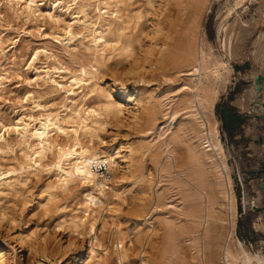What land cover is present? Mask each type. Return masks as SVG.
I'll return each instance as SVG.
<instances>
[{
    "label": "rangeland",
    "instance_id": "obj_1",
    "mask_svg": "<svg viewBox=\"0 0 264 264\" xmlns=\"http://www.w3.org/2000/svg\"><path fill=\"white\" fill-rule=\"evenodd\" d=\"M30 1L0 0V135L4 138L0 143H9L0 147V173L15 169L5 174V183L0 185V253L7 255L3 250L9 239L19 249L15 236L23 234L28 246L37 241L39 253L23 247L17 257L19 264H52L51 259L45 260L48 255L59 264H87L92 246L102 255L109 250L106 264H141L143 257L151 264H224L222 246L227 232L221 228L222 222L209 225L204 217L214 177L192 158L202 148L197 137L202 109L193 98L197 90L191 88L198 77L192 76L190 68L171 63L158 72L150 65L160 51L157 48L167 40L178 42L195 18L207 59L223 56L227 60L221 41L224 29L232 28L233 33L241 26L253 29L249 43L253 42L259 31L254 20L262 17L264 24V0H207L195 8L191 0H183V4L174 0L168 7V0H34L32 11ZM99 13L101 24L110 25L111 46L104 52L97 51L91 41L92 32L100 27ZM167 23L177 26V31L170 32L174 41L167 38ZM156 24L158 29L159 24L164 28L161 32L166 36L154 34ZM69 30L75 35L71 41ZM130 40L134 51L127 57L123 47ZM230 66L232 75L213 112L220 121V140L237 201L235 236L249 252L264 253V230L256 227V214L264 212L260 183L264 158L259 156L263 154L264 116L239 105L252 84L248 75L256 67L250 59L232 61ZM82 68L88 72L85 85H75L73 93L69 91L71 79L82 78ZM120 88L128 89L134 99H143L139 112L121 97ZM108 96L128 105L117 116L119 120L103 110ZM224 108H233L244 118L233 133L224 127L220 114ZM75 110L85 116L88 110L103 113L92 137L81 136L82 143L123 156L112 161L111 170L106 165L97 169L99 181L109 189L104 195L94 192L103 203L96 200L94 212L88 213L83 210L91 186L76 181L59 188L55 172L20 170L28 149L20 136L22 127H39L40 119L49 113L59 114L63 127H76ZM71 140L64 135L58 138L62 143ZM131 149L135 160L127 157ZM45 162L52 164L54 157L49 154ZM238 171L253 186L257 213L242 212ZM215 205L219 215L218 200ZM22 254L25 260L20 261ZM97 261L102 264L99 257Z\"/></svg>",
    "mask_w": 264,
    "mask_h": 264
},
{
    "label": "bare ground",
    "instance_id": "obj_2",
    "mask_svg": "<svg viewBox=\"0 0 264 264\" xmlns=\"http://www.w3.org/2000/svg\"><path fill=\"white\" fill-rule=\"evenodd\" d=\"M172 1L174 0H168L169 4L167 5V7L170 6ZM178 1L180 2V4L184 3L183 0H178ZM191 1L194 8L195 5L205 4L207 2V0H191ZM34 2L35 1L32 0L28 5V9L31 11L34 8V4H35ZM198 8L199 6L196 8L197 13H199V10H197ZM100 13L98 14L100 15V17L98 16L99 18H97L99 20L100 27H98L92 32L91 41L94 44V46L98 49L97 51L104 52L106 48L111 46V40L107 36L108 30L110 29V25L101 24L100 20L102 14ZM167 18L169 17L167 16ZM162 20L163 19L161 18V22ZM254 21L255 23L253 24H256V28L259 29V31H257L256 33V36H258V38L253 40V42L251 43H249V39L253 35L252 33L253 29L250 28L246 29L247 27L245 28L241 26L239 32L236 33L235 31V33H233L232 28H228L226 26V28L223 31L221 41H222V47L224 49V56L227 60H223L222 59L223 56H218L213 60L207 59V54L204 53L203 48L201 47L200 38L203 37V35H201L200 26L197 25L198 24L197 18H195V20H191L190 22L191 24L186 28H184L183 29L184 31L181 30L184 33L181 36V39L180 40L178 39L179 43L177 41L175 42L173 38L170 37V32L173 29L174 31H177V26H174V24L172 26L171 23L169 24L167 23V28H166L168 30V32L166 33L167 38L171 39V41H174L173 43L167 42L168 40L166 41L161 38L164 35L161 32V30H163L164 28L160 29L162 28V26L160 25L161 24L160 21H159L160 22L159 29L157 28V24L154 26L155 35H157L158 33L160 34V32L163 34L161 37L156 36L155 38L159 37L163 40V42L164 41L166 42H164L161 46L158 45L160 46V48L156 47L158 50L160 49V51H157V53H155L156 55H154V53L152 52V54L154 55V60L151 61L152 65H150L152 71L158 72V70H162L166 64L170 65L171 63L177 66L178 68H190L191 70L190 72L192 73V76L195 75L198 77L197 82L195 83V85H192L191 88H195L197 90L196 95L193 98L197 100L199 107L202 109V113L200 112V121L197 125L199 130V132L197 131L199 147L201 146L202 148L197 151L195 150L194 151L195 154L194 153L192 154L193 156L192 158H194V162L196 160L204 168L208 169L209 173L213 174L212 177H214L213 187H212L213 195L208 193V203L207 206H205L206 211L204 217L209 225L212 224L213 222L215 223L222 222L223 227L221 226V228L225 229L227 232L225 238V244L224 246H222L223 247L222 257L224 259L223 260L224 264H264V253H261L260 251L259 253L249 252L248 250L245 249L244 245L235 236L237 201L233 192V184H232V179L230 177V171L228 166L226 165L223 145L220 140V132H221L220 121L213 112L214 106L219 99L221 89H224L227 86L229 82V78L232 75V68L230 66V62L232 61L244 62L245 60L250 59L254 62L256 71H253L251 74L248 75V79H252V84L247 94L241 97L239 105L244 110L250 111L252 113L260 112L263 114L261 115L264 116V110H263L264 28L262 26L263 19L262 17L260 18L258 17V20H254ZM250 24L252 28V23ZM94 26H97V23H95ZM68 34H69V41H71L75 35L70 30ZM181 40L182 42H180ZM156 48H154V50ZM123 49L126 53V56L130 57L134 51V41L132 40L128 41L126 45L123 47ZM150 50L152 51L153 49L151 48ZM150 55L151 53H149V56ZM153 55H151V57ZM37 56L38 53L36 52L35 58H37ZM210 57H212L211 54L209 55V58ZM35 58L32 61L33 63L35 62L34 61ZM149 63L150 62H148V64ZM82 69H83L82 78L78 76H73L71 79L72 82L69 91H72L73 93H74L73 87L75 85H80V88L83 87L82 85H85L84 83L86 81L85 76L88 75L87 74L88 72L86 71V69L84 68ZM259 75L262 76V82H261L260 90H257L256 79ZM120 92L122 95L121 97L125 99L126 103L128 105L130 104L133 107L132 108L133 110L139 112V108L143 105V99L141 97L134 99L131 96V94H128V89L123 90V88H120ZM108 98L109 99L107 100L105 107L103 109L108 116L113 115L114 117H117L120 116L122 113H124L128 105H123V103L117 102L115 100H111L109 96ZM143 107L145 108V111H147L148 113L150 112L149 107H147L146 105ZM73 113L76 117L74 119H77L76 127H72V128L63 127L58 118L59 114L56 113L55 114L49 113L43 115L44 117L39 121V127H34L32 129H29V127L26 125L22 127V133L20 134V136L22 138V141L27 144L28 149L27 151L24 152L22 156V163L20 164V170L31 169L34 171H39L40 169L41 171V169H44L47 170L48 172H55L56 175L58 176L56 187L59 188H68L70 184L76 181H80L81 183L86 184L87 186H91L92 191L86 194V197H88V199L86 200V208L83 211L85 213L94 212V210L92 209V205L96 206V200H99L100 204L103 203L101 198H96V196H94V192H99L101 195H104L105 191L109 189V187H107L104 181H99L98 179L99 175L97 169L102 165H106L107 168L108 166H110L109 169L111 170L112 161L113 163H116L117 160L122 158L123 156L118 151L110 154L106 151L97 150L94 148V146L90 144L88 145L82 143L81 141V136L92 137L94 131L96 130V126L98 124H101V121L99 119V117H101V115L103 114L101 113V111L88 110L86 116L85 113H83L84 115H82L80 110L78 111L75 110L73 111ZM89 119H91L90 122ZM116 120H119V118L117 117ZM262 120H263L262 123H264V118ZM135 124L137 127V122ZM16 130H18V128ZM52 133H55L56 137L52 136L51 135ZM63 135L65 137L72 138L71 142L70 143L59 142L58 138ZM0 140L1 141L4 140L3 135H0ZM2 146H9V143H7V141H5L2 144L0 143V147ZM260 147H261L260 149L263 151V154L262 152H260L259 156L261 158L262 157L264 158V140L260 145ZM133 148H135V146ZM129 153L130 154H128L127 157H129L132 160L133 155H135L134 149H131ZM49 154H51L54 157V162L52 164L45 162ZM128 165L129 163H127V167ZM135 165L136 164H134V167ZM129 171L131 172V168ZM14 172L15 169L9 170L6 173L12 174ZM6 173H0V185L5 183L6 178L3 177L5 176ZM260 183H262L264 189V177L261 178ZM262 192H264V190ZM262 192L259 193V205L261 204V200H262ZM211 196H214V198ZM147 198L148 196L144 198V200ZM217 200L219 204L217 206L220 208V214L224 215V217L223 216L221 217L219 216L220 214L219 215L217 214L218 211L215 208L216 206L215 204ZM143 202L142 204H144ZM193 217L197 218V215L193 214ZM197 220L199 221V219ZM78 222L81 221L80 220L76 221V224H78ZM256 227L264 230V212H258L256 214ZM94 228H95L94 225L91 224L90 230L92 232L94 231ZM7 237H11V236H7ZM15 238H16L15 241H17L18 244L20 245L19 249H15L14 248L15 246H12V243L10 242L11 240L8 238L9 240H7L8 242L3 250L4 252L7 253V255L5 253H0V264H19L17 262L18 259L17 257L20 253L24 252L23 247L28 246L29 244L27 245L26 237L23 234H18L17 236H15ZM31 242L32 243L30 244V246H28L29 250H31L32 252H38L37 241L36 244L33 241ZM96 250L97 249H95L94 246L90 248L89 250L90 255L87 264H98L99 262L97 261L98 257L102 264H106L107 258L109 256L108 253L109 250H107V252L104 253V255L98 253ZM121 257L124 258L125 255H121ZM45 258L47 262H49V259H51L52 264L58 263L56 259L49 258V255L46 256ZM144 258L145 257L142 258L141 264H151L150 260L148 261L147 259ZM23 260L25 259L22 254L20 256V261Z\"/></svg>",
    "mask_w": 264,
    "mask_h": 264
},
{
    "label": "built area",
    "instance_id": "obj_3",
    "mask_svg": "<svg viewBox=\"0 0 264 264\" xmlns=\"http://www.w3.org/2000/svg\"><path fill=\"white\" fill-rule=\"evenodd\" d=\"M246 174L238 171L236 177V187L238 188V197L243 213H257L258 203L255 199L253 186L247 183Z\"/></svg>",
    "mask_w": 264,
    "mask_h": 264
},
{
    "label": "trees",
    "instance_id": "obj_4",
    "mask_svg": "<svg viewBox=\"0 0 264 264\" xmlns=\"http://www.w3.org/2000/svg\"><path fill=\"white\" fill-rule=\"evenodd\" d=\"M224 127L229 133L235 132L243 123L244 118L233 108L221 109Z\"/></svg>",
    "mask_w": 264,
    "mask_h": 264
},
{
    "label": "water",
    "instance_id": "obj_5",
    "mask_svg": "<svg viewBox=\"0 0 264 264\" xmlns=\"http://www.w3.org/2000/svg\"><path fill=\"white\" fill-rule=\"evenodd\" d=\"M261 82H262V76L259 75L256 79V86H257V90H260L261 88ZM263 110H264V104H263Z\"/></svg>",
    "mask_w": 264,
    "mask_h": 264
},
{
    "label": "crops",
    "instance_id": "obj_6",
    "mask_svg": "<svg viewBox=\"0 0 264 264\" xmlns=\"http://www.w3.org/2000/svg\"><path fill=\"white\" fill-rule=\"evenodd\" d=\"M240 114V113H239Z\"/></svg>",
    "mask_w": 264,
    "mask_h": 264
}]
</instances>
